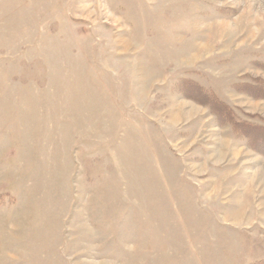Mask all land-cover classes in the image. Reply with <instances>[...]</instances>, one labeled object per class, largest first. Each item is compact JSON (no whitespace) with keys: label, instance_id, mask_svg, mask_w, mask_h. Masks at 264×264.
Instances as JSON below:
<instances>
[{"label":"rangeland","instance_id":"obj_1","mask_svg":"<svg viewBox=\"0 0 264 264\" xmlns=\"http://www.w3.org/2000/svg\"><path fill=\"white\" fill-rule=\"evenodd\" d=\"M262 88L264 0H0V264H264Z\"/></svg>","mask_w":264,"mask_h":264},{"label":"trees","instance_id":"obj_2","mask_svg":"<svg viewBox=\"0 0 264 264\" xmlns=\"http://www.w3.org/2000/svg\"><path fill=\"white\" fill-rule=\"evenodd\" d=\"M262 94L257 98L262 97L264 99V88L261 89ZM256 97V95H255ZM217 112V111H216ZM221 123L230 122L233 127L234 133L240 138L244 139L252 150L264 155V126H252L245 123H233L231 116H226L221 113H216Z\"/></svg>","mask_w":264,"mask_h":264}]
</instances>
